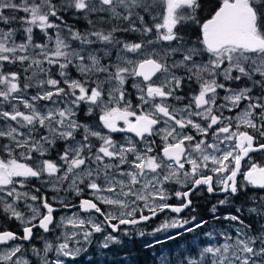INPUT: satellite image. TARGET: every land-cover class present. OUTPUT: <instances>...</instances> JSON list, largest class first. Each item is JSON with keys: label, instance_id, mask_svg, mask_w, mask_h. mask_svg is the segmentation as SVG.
I'll list each match as a JSON object with an SVG mask.
<instances>
[{"label": "snow or ice", "instance_id": "obj_1", "mask_svg": "<svg viewBox=\"0 0 264 264\" xmlns=\"http://www.w3.org/2000/svg\"><path fill=\"white\" fill-rule=\"evenodd\" d=\"M253 153L264 0H0V264H64L96 234L106 257L201 229L155 264H264ZM204 191L220 227L180 217Z\"/></svg>", "mask_w": 264, "mask_h": 264}, {"label": "trees", "instance_id": "obj_2", "mask_svg": "<svg viewBox=\"0 0 264 264\" xmlns=\"http://www.w3.org/2000/svg\"><path fill=\"white\" fill-rule=\"evenodd\" d=\"M173 189L174 188H172V191ZM240 199H244L243 196ZM194 213L200 217L205 216V210L203 209H197L195 210ZM179 231L183 232V230H179ZM195 233L196 232L184 233L182 237L178 238L179 240L177 239L176 241H171L167 243H170L171 247L172 246H176L177 248L187 247L190 244L187 241L190 238V236L199 235L200 237L202 235V232L200 231H197V234ZM37 243L39 242L37 241ZM182 243H185V244L183 245ZM141 244H142V239L137 238L134 244L127 243L122 248H120L118 255L115 254L118 251V247L114 246L112 251L107 253L106 257L101 255L100 253V254H96V256L93 254V255H90V258L83 259L81 258L82 255H79L74 260L72 259L71 263L69 264H98V262L99 264H121V261H123L124 264H155L156 257L158 253L160 252L161 248L147 249V248L142 247ZM192 244H195L194 241L192 242Z\"/></svg>", "mask_w": 264, "mask_h": 264}, {"label": "rangeland", "instance_id": "obj_3", "mask_svg": "<svg viewBox=\"0 0 264 264\" xmlns=\"http://www.w3.org/2000/svg\"><path fill=\"white\" fill-rule=\"evenodd\" d=\"M70 23L72 22L71 20L69 21ZM78 26L79 27H81L82 26V24H78ZM77 26V27H78ZM194 26V25H193ZM192 26V27H193ZM192 39H195V36L194 35H192ZM74 75H75V73H74ZM34 91V90H33ZM80 119L81 120H85V119H87L86 117H84V115H83V111H81V113H80ZM117 139H119V135H117ZM53 158H55L54 156H53ZM33 183L34 184H38L39 182L38 181H33ZM179 186H173V191H175L177 188H178ZM49 195L51 196V195H53V193H49ZM175 197H173V199H174ZM201 197H199V198H196V199H200ZM216 202V200L213 202V203H215ZM213 203H206V201L205 200H195V202L193 203V207L197 210V209H203V210H205V216L204 217H200V216H197L191 209H187L186 210V212H185V214H183V215H181L180 217L181 218H191L192 216H196L197 217V220H199L200 218H203V219H207V220H209V227H211L213 224H216L218 227H220V226H222V224L220 223V222H216V221H213L212 220V218H211V214L209 213V211H208V209L211 207V205L213 204ZM222 208V207H221ZM221 208H220V214H223L224 212H222L221 213ZM173 216H176V215H170V217L169 216H167V215H165V216H160V218H158L154 223H152V224H150V223H148L147 225H143V226H140L141 228H143V229H145L146 231H148V232H150L153 228H155L161 221H163L166 217L167 218H171V217H173ZM10 223V222H9ZM14 225H16V223L15 222H12ZM227 222H223V224H226ZM179 230H182V229H172V230H170V233L171 234H175L177 231H179ZM205 230H207V229H201V230H198V231H200V232H203V231H205ZM169 233H160V234H158L159 235V238L160 239H164L165 238V236L166 235H168ZM195 234H197V232L195 233ZM197 237H199V235H196V236H192V237H190L189 239H188V242L190 243V244H192V242L194 241V243H196V238ZM54 237H49V239H53ZM102 239V237L100 236V234H96L95 235V237H94V240H93V243L91 244V245H86V247H87V249H88V251H86V252H82V253H80V255H82V257L81 258H83V259H86V258H90V255H95L96 256V254H100L103 250H101L100 248H98V246H97V244H98V242L100 241ZM124 239H127V238H124ZM168 242H171V241H168ZM200 242L201 243H203L204 241H203V237L202 236H200ZM183 245L185 244V243H182ZM179 248H181V247H179ZM164 250H173V249H178L176 246H172L171 247V244L170 243H166V244H164V248H163ZM64 259V264H69V263H71V261H72V259L71 258H63ZM68 260H69V262H68ZM93 260V259H92Z\"/></svg>", "mask_w": 264, "mask_h": 264}, {"label": "flooded vegetation", "instance_id": "obj_4", "mask_svg": "<svg viewBox=\"0 0 264 264\" xmlns=\"http://www.w3.org/2000/svg\"><path fill=\"white\" fill-rule=\"evenodd\" d=\"M205 15H207L206 13H205ZM197 26L196 25H194L193 26V29H195ZM253 155V157H254V159L255 160H257V161H259V162H261V163H264V153H253L252 154ZM53 156H54V154H53ZM173 188V187H172ZM199 197H201L200 199H196V198H199ZM219 198H223L222 197V195L219 197ZM244 198V197H243ZM191 199H192V201H193V203L195 202V200H205L206 201V203H213L216 199H217V197H215V196H210L209 194H207L206 193V191H204V192H201V193H199V194H194V195H192L191 196ZM169 203H171V204H179L180 203V201L179 200H177L176 198H172L170 201H169ZM191 209V208H190ZM228 211H233L234 212V208H226V207H222L221 208V213L222 212H228ZM162 216H165V215H167V216H169L170 217V215H176L175 213H171V212H166V213H164V214H161ZM161 215H159L158 217H156V218H154L151 222H149L150 224H152V223H154L158 218H160V216ZM181 216V215H180ZM148 224V223H147ZM147 224H142V225H140V226H143V225H147ZM9 226L11 227V229L12 230H16V228H17V225H14L12 222H10L9 223ZM190 237H192V236H190ZM147 239L148 240H152L153 239V237H147ZM161 247H163L164 248V245L163 246H161V245H157L154 249H159V248H161ZM159 254V253H158Z\"/></svg>", "mask_w": 264, "mask_h": 264}, {"label": "bare ground", "instance_id": "obj_5", "mask_svg": "<svg viewBox=\"0 0 264 264\" xmlns=\"http://www.w3.org/2000/svg\"><path fill=\"white\" fill-rule=\"evenodd\" d=\"M199 234V233H198ZM202 236V235H201ZM179 240V239H178ZM188 241V240H187ZM187 245V244H186ZM184 247V246H183Z\"/></svg>", "mask_w": 264, "mask_h": 264}]
</instances>
